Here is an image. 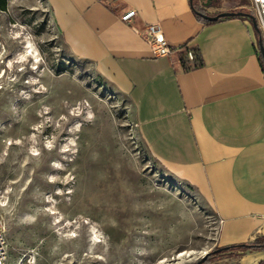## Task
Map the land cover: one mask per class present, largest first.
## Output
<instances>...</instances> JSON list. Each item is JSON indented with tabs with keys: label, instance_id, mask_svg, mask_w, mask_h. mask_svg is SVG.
<instances>
[{
	"label": "rangeland",
	"instance_id": "374dc122",
	"mask_svg": "<svg viewBox=\"0 0 264 264\" xmlns=\"http://www.w3.org/2000/svg\"><path fill=\"white\" fill-rule=\"evenodd\" d=\"M2 4L5 264H194L220 247L211 207L146 148L126 96L69 54L46 1Z\"/></svg>",
	"mask_w": 264,
	"mask_h": 264
},
{
	"label": "crops",
	"instance_id": "0c3cea01",
	"mask_svg": "<svg viewBox=\"0 0 264 264\" xmlns=\"http://www.w3.org/2000/svg\"><path fill=\"white\" fill-rule=\"evenodd\" d=\"M72 57L89 61L129 100L140 139L175 176L192 185L217 219L216 244L264 235V70L258 33L245 15L205 21L231 10L222 0H45ZM159 22L170 45L194 48L155 56L119 18ZM206 264H264V248L235 250Z\"/></svg>",
	"mask_w": 264,
	"mask_h": 264
},
{
	"label": "built area",
	"instance_id": "2783aa9c",
	"mask_svg": "<svg viewBox=\"0 0 264 264\" xmlns=\"http://www.w3.org/2000/svg\"><path fill=\"white\" fill-rule=\"evenodd\" d=\"M252 14L256 20L258 32L264 45V0H249ZM136 15V9L128 7L124 9L119 18L127 23L135 32L139 34L150 46L155 56H168L170 54H178V61L186 67L190 68L199 63L197 51L186 45H170L165 39L163 28L159 22H146L142 28L138 29L133 25L132 19ZM222 220L219 219V223ZM7 259V241L0 218V264H5Z\"/></svg>",
	"mask_w": 264,
	"mask_h": 264
},
{
	"label": "trees",
	"instance_id": "16d2710c",
	"mask_svg": "<svg viewBox=\"0 0 264 264\" xmlns=\"http://www.w3.org/2000/svg\"><path fill=\"white\" fill-rule=\"evenodd\" d=\"M0 7H3V4ZM194 10L197 13L198 9L196 7H194ZM198 16H199V18H202L199 14H198ZM202 19L205 21H208L204 18H202ZM259 59H260L261 66L264 70V58L262 57L260 52H259ZM258 248H264V235L257 236L254 239L246 241V242L234 243V244H229V245L217 247L213 251H210L206 254V257L202 261L201 264H205L208 261H210L212 255H220V254L228 253V252L231 253L235 250L244 251L247 249H258Z\"/></svg>",
	"mask_w": 264,
	"mask_h": 264
},
{
	"label": "water",
	"instance_id": "95a60500",
	"mask_svg": "<svg viewBox=\"0 0 264 264\" xmlns=\"http://www.w3.org/2000/svg\"><path fill=\"white\" fill-rule=\"evenodd\" d=\"M197 13L204 19L206 20H209V21H212V20H216L218 19L219 17H224V16H232V15H245L247 16L248 18H250L255 30L257 31L258 33V27H257V23H256V20L254 18V16L252 14H246L244 13L243 11L241 10H237V11H233V10H225V11H220V12H217L215 14H208V13H205V12H202V11H199L197 10ZM258 46H259V52L261 53L262 57L264 58V45L262 43V39H261V36L260 34L258 33ZM206 257V253L203 254L202 256H200V258L198 260H196L194 262V264H201L202 261L205 259Z\"/></svg>",
	"mask_w": 264,
	"mask_h": 264
},
{
	"label": "bare ground",
	"instance_id": "6f19581e",
	"mask_svg": "<svg viewBox=\"0 0 264 264\" xmlns=\"http://www.w3.org/2000/svg\"><path fill=\"white\" fill-rule=\"evenodd\" d=\"M61 108V107H60ZM60 108H58V110L60 109ZM34 109V108H33ZM56 111V110H55ZM36 112V111H35ZM58 112V111H57ZM32 115V114H31ZM32 117V116H31ZM31 117H29V118H31ZM186 253V251H183V252H180L179 254H178V256H182V255H184Z\"/></svg>",
	"mask_w": 264,
	"mask_h": 264
},
{
	"label": "flooded vegetation",
	"instance_id": "af4514ba",
	"mask_svg": "<svg viewBox=\"0 0 264 264\" xmlns=\"http://www.w3.org/2000/svg\"><path fill=\"white\" fill-rule=\"evenodd\" d=\"M207 1H213V0H207ZM199 11L205 12L202 8H198ZM206 13V12H205Z\"/></svg>",
	"mask_w": 264,
	"mask_h": 264
}]
</instances>
